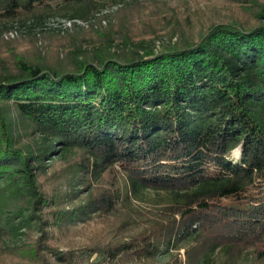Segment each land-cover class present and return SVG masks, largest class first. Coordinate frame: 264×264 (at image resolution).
<instances>
[{"label":"trees","instance_id":"1","mask_svg":"<svg viewBox=\"0 0 264 264\" xmlns=\"http://www.w3.org/2000/svg\"><path fill=\"white\" fill-rule=\"evenodd\" d=\"M129 1L0 0V34ZM243 1L255 26L0 56V264H264V5ZM94 219L111 239L61 251Z\"/></svg>","mask_w":264,"mask_h":264},{"label":"rangeland","instance_id":"2","mask_svg":"<svg viewBox=\"0 0 264 264\" xmlns=\"http://www.w3.org/2000/svg\"><path fill=\"white\" fill-rule=\"evenodd\" d=\"M257 1L264 5V0ZM129 3L131 5L127 6ZM235 16L247 22L248 26L257 24L243 0H134L124 6L107 8L87 22H69L51 17L45 24L44 32L37 30L34 36H25L22 29L0 34V56H10L14 52L24 60L34 61L39 56H62L69 45L84 46L97 43L100 38L150 41L151 38L169 34L173 27H184L189 33L197 35L205 32L211 24ZM159 43L155 44L158 46ZM146 194L142 202L134 203L136 211L152 205L155 194ZM113 225L115 221L110 219H94L85 225H78L68 232L61 251L82 249L95 242L108 241L115 232ZM180 254H184V251Z\"/></svg>","mask_w":264,"mask_h":264},{"label":"clouds","instance_id":"3","mask_svg":"<svg viewBox=\"0 0 264 264\" xmlns=\"http://www.w3.org/2000/svg\"><path fill=\"white\" fill-rule=\"evenodd\" d=\"M227 158L229 159V162L233 165L241 164V161L243 159V144L238 143L233 145L229 149V155Z\"/></svg>","mask_w":264,"mask_h":264}]
</instances>
